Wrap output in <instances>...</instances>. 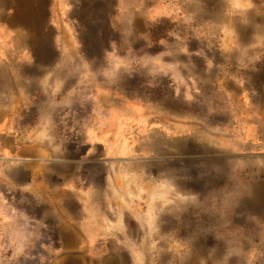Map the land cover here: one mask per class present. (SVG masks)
Wrapping results in <instances>:
<instances>
[{"label": "rangeland", "instance_id": "374dc122", "mask_svg": "<svg viewBox=\"0 0 264 264\" xmlns=\"http://www.w3.org/2000/svg\"><path fill=\"white\" fill-rule=\"evenodd\" d=\"M185 1L0 0V264H264V45Z\"/></svg>", "mask_w": 264, "mask_h": 264}, {"label": "crops", "instance_id": "0c3cea01", "mask_svg": "<svg viewBox=\"0 0 264 264\" xmlns=\"http://www.w3.org/2000/svg\"><path fill=\"white\" fill-rule=\"evenodd\" d=\"M181 5L190 8V11H186V13H206L208 15L207 22L210 24L211 22L223 24V29L230 31L226 38L229 44L236 42L234 45L246 47L264 45V0H186L184 4L181 2ZM15 14L18 15V13ZM25 14L30 17L33 15L28 10ZM20 16L22 18V13ZM235 25L237 26L235 27ZM241 30L248 33L244 35V38L247 39L248 37L249 39L239 43L238 41L243 38L242 34L233 35L231 31ZM244 57H241L244 62H257V59H253L251 56ZM94 201V203L87 205L88 210L86 212L82 209L78 212L70 211L71 218L63 221L60 227V237L64 240V244H69V239H101L111 236V231L109 234V231L103 230L102 205L97 203V199ZM66 215L67 212L64 211V216ZM85 215L87 218L84 219L83 216ZM78 223L81 225L78 226ZM83 232L86 234H82Z\"/></svg>", "mask_w": 264, "mask_h": 264}, {"label": "bare ground", "instance_id": "6f19581e", "mask_svg": "<svg viewBox=\"0 0 264 264\" xmlns=\"http://www.w3.org/2000/svg\"><path fill=\"white\" fill-rule=\"evenodd\" d=\"M189 147H191V146H189ZM255 189V188H254ZM251 193H252V200H254L255 201V199H258L259 197H260V193H259V191L257 190V187H256V189H255V193H253L252 191H251Z\"/></svg>", "mask_w": 264, "mask_h": 264}]
</instances>
